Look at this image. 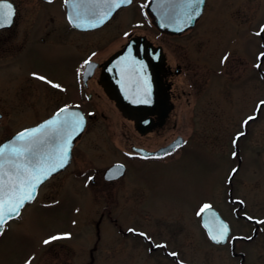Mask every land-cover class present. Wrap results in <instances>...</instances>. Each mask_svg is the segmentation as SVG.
<instances>
[{"label": "rangeland", "instance_id": "1", "mask_svg": "<svg viewBox=\"0 0 264 264\" xmlns=\"http://www.w3.org/2000/svg\"><path fill=\"white\" fill-rule=\"evenodd\" d=\"M15 1L22 10L18 24L0 30V141L60 104H82L86 91L74 73L80 55L95 46L105 53L133 32L162 43L173 64L183 62L185 71L175 81L181 93L177 132L216 153L192 147L167 164L131 162L112 186L99 184L110 163L127 160L130 145L157 146L173 134L138 136L114 105L89 87L98 117L76 140L71 165L44 182L35 200L6 223L0 264H175L149 252L150 240L181 251L188 264H240L242 257L234 255L230 243L217 245L207 238L195 201L216 205L235 233L252 235L254 225L234 216L223 185L235 165L225 154L226 138L251 115L256 116L249 123L256 124L250 139L256 151L244 157L234 193L244 204L242 212L262 224L257 237L233 249L245 253L243 264H264V103L259 104L264 102V78L253 69L250 73L254 58L244 54H257L259 60L264 51V0H207L197 27L179 36L154 26L146 12L149 0H135L107 26L89 32L70 28L65 0ZM40 35L47 36L46 43ZM113 216L116 224L110 221ZM119 225H144L149 240L125 234Z\"/></svg>", "mask_w": 264, "mask_h": 264}, {"label": "water", "instance_id": "2", "mask_svg": "<svg viewBox=\"0 0 264 264\" xmlns=\"http://www.w3.org/2000/svg\"><path fill=\"white\" fill-rule=\"evenodd\" d=\"M132 2V0H131ZM0 4L11 6L12 15L10 23H12L14 9L8 0H0ZM130 3H120L119 7H112V0H66L67 17L72 25L80 29H91L102 25L121 7ZM205 5L198 3L190 5L189 0H150L147 4V10L153 17L154 24L162 31L180 32L193 26L197 18L202 14ZM105 13L107 15L102 23L99 20ZM198 13V14H197ZM189 16L192 18L189 19ZM92 25H96L93 27ZM165 65V54L161 46H154L146 35H132L125 45L116 51L105 62L102 73L101 83L108 96L115 100L117 107L122 113L134 119L135 124L141 128L142 124H150L152 117L156 114L158 123H162L168 114V91L166 89L163 72ZM147 101V102H145ZM170 107V106H169ZM61 109H65L61 112ZM56 111L52 116L40 121L39 123L24 128L11 137L7 138L0 144V151L3 156L0 157V168L4 184V192L0 193L5 199L8 198L7 193L10 191L11 185H16L17 191L20 183L27 178L26 173L21 168L17 170L16 165L25 164L28 160L35 162L37 158H43L50 165L55 166L58 163L59 149L71 134V140L68 141V159L63 167L51 172L45 179L36 186L33 196L37 195L39 186L53 173H56L70 162L71 149L77 137L82 133L86 123L84 112L77 107H63ZM59 113V115H57ZM82 117V127L74 131L76 122ZM48 121H57V131H52V125H47ZM67 122V123H65ZM42 132L38 134L39 143L33 144L31 151H25L24 156L17 158L12 152L13 148H26L27 143L18 139V134L25 130L41 128ZM48 133L47 135H44ZM173 144L165 149H170ZM143 153H149L143 148H138ZM162 150H156L154 153H160ZM31 169L32 164H28ZM123 171V164L117 163L109 167L106 171V177L118 175ZM33 198V199H34ZM26 200L19 208L18 214L22 207L32 201ZM12 214L10 218L17 216ZM10 218L6 219L8 221ZM4 222V223H5ZM202 223L207 228L209 236L218 235L222 225L228 226L227 237L219 243H225L231 233L230 226L219 212L212 208H205L202 214ZM4 224L0 227L3 229ZM213 240V239H212ZM215 241V240H214ZM216 242V241H215Z\"/></svg>", "mask_w": 264, "mask_h": 264}, {"label": "flooded vegetation", "instance_id": "3", "mask_svg": "<svg viewBox=\"0 0 264 264\" xmlns=\"http://www.w3.org/2000/svg\"><path fill=\"white\" fill-rule=\"evenodd\" d=\"M9 1H11V3L14 5V15H13L12 24L8 27H0V30L5 29V28H10V27L13 28L14 26H16L18 24V19H20V17H21L22 10L19 7V3L16 2L15 0H9ZM41 1L45 4H47V3H52L56 0H41ZM125 7H128V6H124V7L119 8L115 12V14L107 22H105L101 26L96 27L94 29L81 30V29L73 27L68 22L67 18H66V21L68 22V25L70 26V28H72L75 31H79V32L97 31V30H100V29L104 28L105 26H107L116 17V15ZM64 8H65V1H64ZM65 13H66V8H65ZM202 17H203V14L196 21V24L194 27H197V25L201 21ZM194 27L183 30L181 32H167V31L162 32L159 29L158 30L160 33H165V34H169V35H173V36H179V35H183V34L190 32ZM33 32L36 33V36H37V31H33ZM33 32H32V34H33ZM137 34H140V33H137ZM131 35H134L133 32L132 33L130 32L127 34L126 40ZM145 35H147V34H145ZM147 37H148V39H150L153 42V44L155 46L161 45L163 47L164 52H165V65H164L163 79H164V83H165L166 89H167L168 94H169L168 95V108H169V110H168V114L166 115V117L162 121V123H158L157 115L153 114V115H151V117L153 119L152 122L150 124H142V127L139 128L135 124V121L133 119L125 117L122 114V112L119 110V108H117L115 106L114 100L108 96V94L106 93V91L104 89L103 84L101 83V73H102L105 62L113 53H115L116 51L121 49L124 46L126 41L120 42V44L108 48L107 52H105V53L104 52L100 53V51H102V49L100 50L101 46H99V47L95 46L91 53H87L86 55H84V54L80 55V58H82V59L79 58L80 61L78 62L77 66L74 67V70H75L74 73H76V76L78 78L79 83H82L84 91H86V98L85 99L83 98L82 104L72 103V102H69L67 104H60L51 113H49L48 115L45 116V117H48L49 115H51L53 112H55L58 108H60L62 106L80 107L81 109H83L85 111V113L87 115L92 114V116H89L87 119L86 124L88 125L90 121H92L98 117L97 109L95 107H93V105L91 103V100L93 99V97L95 96V93H96V96L107 98L108 101H110L114 105V107L118 110V112H120L122 114V116L126 120L129 121L130 125H132V127L134 128V132L138 136H140V137H150V136L161 137L168 130L172 132L171 134H173V135L172 136L170 135L169 139H166L162 143H159L157 146H147V145H143V144H141V145H139V144L130 145L129 149L125 151V155H124L127 160H116L107 166V167H109L115 163L121 162L124 164V167H125L124 173L121 175L114 176V177L106 178L105 177V170H104V171H102V177H100V179L98 180L99 184L106 183V184L112 186L113 183L120 180L122 177H124L127 174L131 162L140 163V164H142V163L167 164V163L171 162L172 160L177 159L179 157V155L184 150H187L188 148H192V147L197 148V149L207 150V152H211V153L215 152L213 149H211L209 147L198 148L197 144L195 145V143L192 142L193 138L191 136H185L181 132H177L178 123H177V119H176V112L178 109L181 93L178 91L175 81H176V77L180 76L185 71V68L183 66V62L175 60L174 64L172 63V61L170 60L169 55L167 53V50L165 49V47L162 43L154 41L148 35H147ZM39 39H40V42L44 44V43H46L47 36L40 35ZM32 41H34V40H32ZM75 48L80 50V47L78 45H76ZM98 53H100V54H98ZM244 54L249 59L254 58V62H253V65L251 66V69H250L251 72L250 73L252 75L254 74L252 72V69H253L254 72H256V73L259 72V75L262 78H264V68H262V64H264V55H262V54H264V51L261 52V54L259 56L260 57L259 60L257 58L258 57L257 54L249 56L247 54V51H244ZM85 61H90V63L86 64ZM91 86L95 87V89H96L95 93H94V91L89 90V87H91ZM260 104H262V102H260ZM45 117H43V118H45ZM250 117L255 118L256 116L251 115ZM252 120H254V119H252ZM252 120L247 119L246 120L247 123L244 122V124H236L233 127L232 136L226 138L228 150H227V152L225 151L226 153L225 152L224 153L228 156L229 161H231V162L235 161V165L231 169L230 174L225 176L223 179V185L226 187L225 195H227V199L232 206V213L234 214V216L236 218H241V219L245 220L247 223L254 225L252 235L246 236V235L235 233L233 230V226L231 224V221L224 214H222V212L219 210V208L216 205L209 204L208 202H206L205 199L195 201L196 206L200 208L198 210V212H196L197 213L196 216H198L200 218V222H201V213H202V209H204V205H209V206H213V207L217 208L219 210V212L221 213V215L229 221V223L231 225V236L229 237L227 243H225L224 245L230 243L232 245V251H233L234 255L235 256H237L238 254L241 255L242 260H241L240 264H243L245 253L242 251H237L236 249H233L236 246L235 244L237 242H240V241H244V242L252 241L254 239V237L258 236V234H259L258 231L260 230L261 224H262L258 218L251 217L246 212H242V208H243L244 204H243L242 200L238 196H236V194L234 193V192H236L237 187H238V185H237L238 183H237V181H235V178L237 177L238 173L240 172L244 157H247L249 155V152H251V154H252L256 151V147L250 141L251 135L254 132V126L256 125V124H249V123H252L251 122ZM32 124H34V123H32ZM87 125H86L85 130L87 129ZM251 125H253L252 128H251ZM85 130H84V132H85ZM240 133H243V135H240ZM163 136H165V135H163ZM244 138H246L245 139L246 141L243 144L240 143L241 139H244ZM172 143L174 144V146L172 148L165 149L167 146L171 145ZM75 145H76V143L74 144V146L72 148V157H71V161H70L69 165L63 171L56 173V174H53L50 178H52L53 176H55L57 174L64 172L71 165V163L74 159V155H75L74 154ZM137 146L144 147L148 150H158L159 149V150H163V151L158 153V154H152V153L143 154L141 152L136 151V149L134 147H137ZM215 153H213V154H215ZM234 153H235V155H234ZM233 170H235V172ZM97 172H99V170H97ZM49 179H47L46 181H48ZM91 180L94 184L97 183V180L94 176H91ZM249 217H251V219H249ZM109 218H110V221L112 222V224H116L118 222V217L113 216L112 218L111 217H109ZM140 226L141 225H139V227L128 225L126 229H123L122 226L119 225L118 228L121 231H124L125 234H132L133 236H137L138 238H140L142 240V242L145 243L146 241L149 240V238L146 234L145 228L142 227L144 225H142L141 227ZM130 229H131V231H130ZM203 230H204L207 238H209L207 231L205 229H203ZM2 232H0V234ZM141 233H143L144 235H141ZM159 234H162V233L159 232ZM155 235H157V233H155ZM162 241L163 240H159V241H156L154 243L150 240V246L151 247L149 248V252L158 253L162 257H167L169 260H171L175 264H188L185 259L181 258L182 257V256H180V255H182L181 251H179L177 249L169 248L167 243L162 242ZM173 253H175L176 255H172ZM90 255H91L92 260H93L94 257H93V251L92 250L90 251Z\"/></svg>", "mask_w": 264, "mask_h": 264}, {"label": "snow or ice", "instance_id": "4", "mask_svg": "<svg viewBox=\"0 0 264 264\" xmlns=\"http://www.w3.org/2000/svg\"><path fill=\"white\" fill-rule=\"evenodd\" d=\"M131 3V0H112V7H119L120 3ZM198 3H203V0H189L190 5H195ZM110 13H105L104 16H102L99 20V23L103 22V19L109 15ZM198 14V13H197ZM12 15L11 6L7 4H0V27H3L6 23H10V18ZM192 17L189 16V19ZM95 27L96 25H92ZM264 31V29H262ZM264 55V54H262ZM226 59V58H225ZM86 64L90 63V61H85ZM41 80H44V77H39ZM48 83H52L49 81ZM54 87L59 88L60 85L55 84ZM147 102V101H145ZM264 103V102H262ZM61 112H64L65 109H61ZM59 115V113L57 114ZM249 120L254 119V117H249ZM47 125H52V131H57L58 122L57 121H48L46 122ZM67 123V122H65ZM247 123V121H245ZM45 126H41V128H35L31 130H25L24 132H21L18 134V139L21 141H25L27 143V147L24 148H13L12 152L15 154L17 158L23 157L25 151H31L32 145L39 143L37 136L42 132V129ZM82 127V117L78 122H76L74 131L79 130V128ZM48 133H45L44 135H47ZM240 135H243V133H240ZM71 140V134L68 135L67 140L64 142V144L59 149V158L58 163L55 166L48 165L43 158H37L35 162L32 160L26 159L25 164H18L16 165L17 170L23 169L24 172L27 175V178L23 180L20 185L19 189L17 191L16 185L10 186V191L7 193L8 198L5 199L3 195H0V227L4 224L5 220L10 218L12 214H18L19 208L26 200H31L34 198L33 193L35 192L36 186L42 182L43 179H45L51 172L56 171L58 168H61L64 166V164L67 162L68 159V141ZM4 154L2 151H0V157H2ZM235 155V153H234ZM28 164H32L33 167L30 169L28 167ZM3 167V164L0 163V168ZM235 172V170H233ZM4 192V184L2 179V173H0V193ZM210 207L209 205H204V208ZM203 211V209H202ZM251 219V217H249ZM131 231V229H130ZM228 233V226L222 225L219 234L213 235L212 239L216 242H222L226 237ZM141 235H144L141 233ZM60 237H52L51 239H58ZM45 243H48V241H45ZM172 255H176L173 253Z\"/></svg>", "mask_w": 264, "mask_h": 264}]
</instances>
